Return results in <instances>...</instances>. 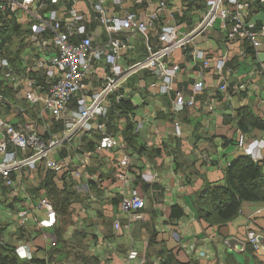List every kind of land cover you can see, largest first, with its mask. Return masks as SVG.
Returning a JSON list of instances; mask_svg holds the SVG:
<instances>
[{
  "label": "crops",
  "instance_id": "1",
  "mask_svg": "<svg viewBox=\"0 0 264 264\" xmlns=\"http://www.w3.org/2000/svg\"><path fill=\"white\" fill-rule=\"evenodd\" d=\"M162 1L166 4L159 8ZM64 2L67 1L45 0L46 8ZM248 3L247 22L261 30L264 3ZM74 4L92 11L85 0ZM105 8L111 16L116 12L123 15L125 9L136 10L140 18L158 13L149 39L140 35L124 51L120 62L127 66L147 56V42L156 47L163 44L164 24L192 32L203 18L207 2L122 0L118 5L106 0ZM228 32L229 28L222 27L217 19L172 52L167 63L174 70L170 92L162 91L163 79L155 71L139 70L128 78L123 90L134 110L111 112V99L107 114L101 117L117 135L118 147H103L102 134L96 128L79 132L55 154L66 164L62 172L48 170L41 163L28 174L18 175L14 185L0 186V237L14 245L27 243L35 264H230V256L243 264L228 248L253 254L248 236L264 230V201H243L238 215L221 228L208 225L194 205L205 184L223 180L227 167L240 154L264 160V34L256 48L248 36L230 37ZM111 36L127 38V33L113 29ZM198 49L209 56L210 65L202 74L203 89L194 93L202 67L196 55ZM221 57L226 63L219 70L215 62ZM104 72V66L99 64L90 81L92 88L103 82ZM224 81L229 85L227 90L220 88ZM177 91L187 98L194 95L195 103L178 109ZM244 113L252 122L246 129L240 125ZM128 124L133 126L129 130L132 141L126 137ZM61 126L62 123L54 124L50 130L59 132ZM241 138L243 145L239 144ZM125 155L130 163L123 167L120 160ZM133 187L139 188L144 198L145 217L126 228ZM54 189L63 197L70 196L65 213L55 206L51 196ZM42 195L50 198L53 211L36 206ZM176 203L185 213L171 219L172 205ZM24 206H28L29 214L22 225L19 210ZM116 218L124 224L121 229L114 225ZM234 221L238 222L236 229ZM231 236L241 242L236 248L227 242ZM220 241L228 246L225 253L219 251ZM209 242L215 245L212 252L206 248ZM132 248L139 254L130 259ZM198 250H206V255L199 256ZM254 254L256 264H264V256Z\"/></svg>",
  "mask_w": 264,
  "mask_h": 264
},
{
  "label": "built area",
  "instance_id": "2",
  "mask_svg": "<svg viewBox=\"0 0 264 264\" xmlns=\"http://www.w3.org/2000/svg\"><path fill=\"white\" fill-rule=\"evenodd\" d=\"M66 1L46 8L45 0H0V186L14 185L18 175L28 174L41 163L48 170L62 172L66 164L55 154L60 146L71 142L79 132L96 128L102 134L103 147H118L117 135L101 120L108 112L111 95H115L117 100L125 97L123 86L128 78L144 69L161 76L163 92L173 90L174 70L167 65L172 52L193 40L196 34L213 25L217 19H220L222 27L229 28L230 37L246 35L256 48L262 43L260 35L264 34V27L256 30L247 22L248 0H206L207 10L192 32L164 24L161 28L163 44L156 47L147 42V56L126 66L120 62L124 51L140 35L149 39L157 11L146 18H140L133 9H125L123 15L116 12L111 16L105 8L106 0H85L92 11L75 6L77 0ZM260 1L264 3V0ZM112 2L122 5V0ZM165 4L162 1L159 8ZM15 23L21 25V30L30 29L24 42L23 34L10 35ZM113 29L126 32L127 38L111 36ZM8 34L11 41L6 39ZM16 37L19 38L17 44ZM4 39V44H1ZM22 44L23 48L15 57V51ZM196 55L201 58L202 67L194 93L203 89L202 74L210 65L204 50H196ZM225 63V57H221L215 62V67L222 70ZM99 64L105 69L101 77L103 82L92 88L90 81ZM220 88L227 90L229 85L224 81ZM194 103V95L187 98L182 91H177L178 109ZM58 123H62L60 131L52 133L50 126ZM176 129L179 132L178 123ZM243 143L241 138L239 144ZM129 163L127 155L120 160L123 167ZM82 165L85 168V163ZM36 206L54 210L47 195L39 197ZM143 206L140 189L133 187L129 199L130 221L125 224L126 228L145 217ZM19 214L21 224L25 225L28 206L22 207ZM114 225L117 229L124 226L119 218L115 219ZM0 240L6 242L1 237ZM248 242L255 254L264 256V230L250 233ZM15 247L26 264H35L34 253L27 243ZM21 250L23 256L20 255ZM138 254L139 251L132 248L128 255L133 259ZM198 255L205 256L206 250H198Z\"/></svg>",
  "mask_w": 264,
  "mask_h": 264
},
{
  "label": "trees",
  "instance_id": "3",
  "mask_svg": "<svg viewBox=\"0 0 264 264\" xmlns=\"http://www.w3.org/2000/svg\"><path fill=\"white\" fill-rule=\"evenodd\" d=\"M20 28L21 25L15 23L10 35L23 34L22 41L24 42L30 29L21 30ZM10 35L8 34L6 37L9 41H11ZM4 42L5 39L1 44H4ZM22 48L23 44L15 51V57H18ZM8 53L10 54L11 51H8ZM12 60L14 61V57H12ZM111 99L113 103L111 112L119 110L121 113H127L134 110L133 102L125 97L117 100L115 95L112 94ZM106 123L108 125V122ZM250 123L252 122L249 121V116L245 113L241 114V127L246 129ZM131 127H133L132 124H128L126 128V137L129 141H132V133L129 131ZM51 196L56 208L65 213L70 196L63 197L57 189L52 190ZM245 200L264 201V160L261 162L255 160L249 154H240L227 167L223 180L205 184L204 188L198 192L194 205L197 208L199 217L205 219L208 225H217L221 228L238 215ZM184 213V208L176 203L172 205L170 218L182 217ZM251 251L253 252L252 248ZM228 260L230 264H240L232 256ZM0 264H26V260L18 255L14 244L0 240ZM259 264H262V262H259Z\"/></svg>",
  "mask_w": 264,
  "mask_h": 264
},
{
  "label": "rangeland",
  "instance_id": "4",
  "mask_svg": "<svg viewBox=\"0 0 264 264\" xmlns=\"http://www.w3.org/2000/svg\"><path fill=\"white\" fill-rule=\"evenodd\" d=\"M18 39L19 38L16 37V42H15L16 44L18 43L17 42ZM9 95L11 97H13L11 93H9ZM237 224H238L237 221H234L233 222V226H234L233 228L234 229L237 228ZM13 226L14 225L11 224L10 225V228H13ZM229 229H231V227ZM238 229H240V228H238ZM218 247H219V251L221 253H225L226 249L228 248V246L225 244L224 241L218 242ZM206 248L209 250V252H212V250H215V245L212 242H209L208 245L206 246ZM228 250H229V252H233L235 254V256L237 257V259L239 261H241L243 264H256L255 258H254V256H253L252 253H249V252H239L236 249L234 250L232 248H228Z\"/></svg>",
  "mask_w": 264,
  "mask_h": 264
},
{
  "label": "water",
  "instance_id": "5",
  "mask_svg": "<svg viewBox=\"0 0 264 264\" xmlns=\"http://www.w3.org/2000/svg\"><path fill=\"white\" fill-rule=\"evenodd\" d=\"M227 242L229 243V245L233 248H236V244L239 243V239L236 238L235 236H231L227 239ZM241 243V242H240Z\"/></svg>",
  "mask_w": 264,
  "mask_h": 264
},
{
  "label": "clouds",
  "instance_id": "6",
  "mask_svg": "<svg viewBox=\"0 0 264 264\" xmlns=\"http://www.w3.org/2000/svg\"><path fill=\"white\" fill-rule=\"evenodd\" d=\"M20 255H21V256H23V255H24V252H23V253H22V252H20Z\"/></svg>",
  "mask_w": 264,
  "mask_h": 264
},
{
  "label": "snow or ice",
  "instance_id": "7",
  "mask_svg": "<svg viewBox=\"0 0 264 264\" xmlns=\"http://www.w3.org/2000/svg\"><path fill=\"white\" fill-rule=\"evenodd\" d=\"M21 252L23 253V250H21Z\"/></svg>",
  "mask_w": 264,
  "mask_h": 264
}]
</instances>
